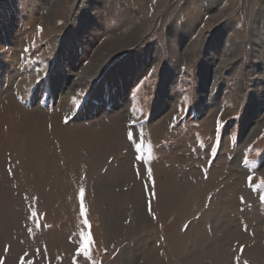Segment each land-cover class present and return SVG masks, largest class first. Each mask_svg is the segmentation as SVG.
Masks as SVG:
<instances>
[{
  "label": "rangeland",
  "instance_id": "rangeland-1",
  "mask_svg": "<svg viewBox=\"0 0 264 264\" xmlns=\"http://www.w3.org/2000/svg\"><path fill=\"white\" fill-rule=\"evenodd\" d=\"M22 258L264 264V0H0V264Z\"/></svg>",
  "mask_w": 264,
  "mask_h": 264
},
{
  "label": "snow or ice",
  "instance_id": "snow-or-ice-1",
  "mask_svg": "<svg viewBox=\"0 0 264 264\" xmlns=\"http://www.w3.org/2000/svg\"><path fill=\"white\" fill-rule=\"evenodd\" d=\"M127 137H128V139L131 140L133 138V132L132 131H128L127 132ZM149 175H151L150 172H149ZM251 181H252V178L249 177V182H251ZM81 201H82L81 202V216H84L85 215V209H84V206H83V190H81ZM33 216H35V213H33ZM84 223H85V225L88 224L87 219L84 220ZM81 237H82L81 251L87 256L88 249H87V247L85 245L91 243V237H90V235H86L85 233H81ZM21 264H27V262L22 258L21 259Z\"/></svg>",
  "mask_w": 264,
  "mask_h": 264
},
{
  "label": "bare ground",
  "instance_id": "bare-ground-1",
  "mask_svg": "<svg viewBox=\"0 0 264 264\" xmlns=\"http://www.w3.org/2000/svg\"><path fill=\"white\" fill-rule=\"evenodd\" d=\"M73 85L75 86V85H76V83H74V82H73L72 86H73ZM74 86H73V88H74Z\"/></svg>",
  "mask_w": 264,
  "mask_h": 264
}]
</instances>
